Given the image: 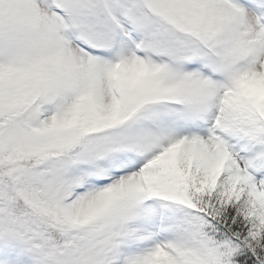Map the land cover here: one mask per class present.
<instances>
[{
    "label": "snow or ice",
    "instance_id": "obj_1",
    "mask_svg": "<svg viewBox=\"0 0 264 264\" xmlns=\"http://www.w3.org/2000/svg\"><path fill=\"white\" fill-rule=\"evenodd\" d=\"M0 264H264V0H0Z\"/></svg>",
    "mask_w": 264,
    "mask_h": 264
}]
</instances>
